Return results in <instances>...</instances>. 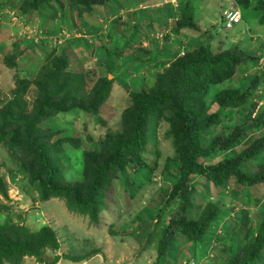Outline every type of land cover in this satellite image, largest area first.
I'll return each instance as SVG.
<instances>
[{
	"label": "rangeland",
	"instance_id": "374dc122",
	"mask_svg": "<svg viewBox=\"0 0 264 264\" xmlns=\"http://www.w3.org/2000/svg\"><path fill=\"white\" fill-rule=\"evenodd\" d=\"M250 2L244 7L236 0H0V131L6 126L28 131L33 120L32 136L45 145L60 182L74 184L84 179L86 153L111 152L126 131L125 112L142 94L155 91L176 58L203 45L235 54L238 63L226 81L198 89L205 93L197 103L213 117L202 149L230 135L237 140L231 150L201 160L211 166L236 156L264 135V0ZM232 8L242 11L243 22L227 29L223 17ZM254 80L243 105L217 100V92H244ZM104 92L105 102L92 111ZM171 113L150 116L142 163L111 174L99 225L71 212L61 199L43 201L33 170L38 162L19 143L0 141V176L7 186L6 195L0 191V225L33 231L52 226L61 248L48 250V261L55 254L87 256L57 264H232L255 243L264 222V184L249 187L234 176L219 184L193 178L188 217L198 218L212 205L221 216L199 241L181 232L170 235L159 257L181 205L172 195L181 174ZM20 136L17 140L25 133ZM241 169L264 170V153ZM25 264L41 263L27 257ZM254 264H264V254Z\"/></svg>",
	"mask_w": 264,
	"mask_h": 264
},
{
	"label": "trees",
	"instance_id": "16d2710c",
	"mask_svg": "<svg viewBox=\"0 0 264 264\" xmlns=\"http://www.w3.org/2000/svg\"><path fill=\"white\" fill-rule=\"evenodd\" d=\"M240 5L249 7L250 0H236ZM264 7V2H261ZM196 52L187 51L175 59L171 68L159 76L156 89L152 94L144 93L135 105L131 106L124 115L126 131L119 135L118 141L111 147V152L105 156L95 151L86 153L84 179L74 184L66 185L60 182L59 172L52 164L45 145L39 144L33 138L29 123L26 130L10 128L0 131V141L9 140L13 147L20 145L26 149L31 157L38 162V180L42 189V200L58 198L66 203L68 209L76 214L89 216L90 221L99 225L100 215L104 209L102 195L104 187L113 172L123 169L130 163H142V156L146 144V130L150 116L157 110L171 111L168 116L174 137L177 161L180 163V178L177 181L172 195L181 202L180 209L174 215L169 227L162 238L159 257L165 255L164 251L169 245L170 235L178 232L189 238L199 241L205 232L216 224L222 210L215 206L203 209L198 218H189V208H193L192 192L195 190L193 178L200 176L216 184L222 183L231 176L249 187L258 183L264 184V170L256 174H248L241 166L264 153V135L251 141L248 148L234 157L221 160L215 165L206 166L203 157L218 151L231 150L236 143V135H230L223 140L214 142L208 150L202 149L201 137L213 124V117L200 108V100L204 93L198 90L203 83L219 84L233 73L237 67V57L229 52L220 53L205 46ZM227 69V70H226ZM257 85V80L251 81L244 92L227 88L217 92V100L223 106L243 105ZM106 92L99 93L92 111H97L105 102ZM200 99V100H199ZM198 102V103H197ZM67 111V110H66ZM217 117V116H216ZM262 122V120H261ZM256 126H262L257 123ZM25 133V137L20 135ZM0 191L7 194V186L0 176ZM61 248L57 232L52 226L45 225L38 231H33L25 225H0V264H25V259L35 258L41 264H57L62 258L73 262H82L87 256H72L55 254L48 261V250L56 252ZM264 254V222L254 244L245 248L241 256H234L232 264H254L257 257Z\"/></svg>",
	"mask_w": 264,
	"mask_h": 264
},
{
	"label": "built area",
	"instance_id": "2783aa9c",
	"mask_svg": "<svg viewBox=\"0 0 264 264\" xmlns=\"http://www.w3.org/2000/svg\"><path fill=\"white\" fill-rule=\"evenodd\" d=\"M224 25L227 29L233 28L235 25L239 24L243 20L242 11L238 9L227 10L224 13Z\"/></svg>",
	"mask_w": 264,
	"mask_h": 264
},
{
	"label": "crops",
	"instance_id": "0c3cea01",
	"mask_svg": "<svg viewBox=\"0 0 264 264\" xmlns=\"http://www.w3.org/2000/svg\"><path fill=\"white\" fill-rule=\"evenodd\" d=\"M233 9V8H232ZM243 22V21H242ZM240 25V24H239ZM252 27V26H251Z\"/></svg>",
	"mask_w": 264,
	"mask_h": 264
},
{
	"label": "clouds",
	"instance_id": "9594fccd",
	"mask_svg": "<svg viewBox=\"0 0 264 264\" xmlns=\"http://www.w3.org/2000/svg\"><path fill=\"white\" fill-rule=\"evenodd\" d=\"M224 20V19H223ZM243 21V20H242ZM240 24V23H239Z\"/></svg>",
	"mask_w": 264,
	"mask_h": 264
}]
</instances>
